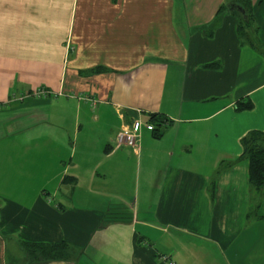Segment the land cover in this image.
I'll use <instances>...</instances> for the list:
<instances>
[{
    "label": "crops",
    "instance_id": "crops-1",
    "mask_svg": "<svg viewBox=\"0 0 264 264\" xmlns=\"http://www.w3.org/2000/svg\"><path fill=\"white\" fill-rule=\"evenodd\" d=\"M249 1L0 0V264H264L244 156L264 133V0ZM60 242L66 258L32 246Z\"/></svg>",
    "mask_w": 264,
    "mask_h": 264
},
{
    "label": "trees",
    "instance_id": "trees-1",
    "mask_svg": "<svg viewBox=\"0 0 264 264\" xmlns=\"http://www.w3.org/2000/svg\"><path fill=\"white\" fill-rule=\"evenodd\" d=\"M248 2H250L248 0ZM242 20L239 23V32L244 37L249 32L257 31L254 29V18L251 8L243 7ZM251 102H238L239 109L251 108ZM151 121L154 128L151 129L154 136L163 135V126L169 123V120L159 113L151 115ZM244 156L249 160V180L252 186L261 190L264 187V133L261 131H252L244 138ZM40 250V256L45 258L61 259L66 258L68 254V244L66 242L47 244H32Z\"/></svg>",
    "mask_w": 264,
    "mask_h": 264
},
{
    "label": "built area",
    "instance_id": "built-area-1",
    "mask_svg": "<svg viewBox=\"0 0 264 264\" xmlns=\"http://www.w3.org/2000/svg\"><path fill=\"white\" fill-rule=\"evenodd\" d=\"M36 94L44 95V94H47V91L39 90L36 92ZM140 123H141L140 121H136L135 123H133V126L131 128H124L117 133L116 142L118 146L119 145H129V146L135 147L137 145V140L139 136L138 126ZM146 125L150 129L154 128L153 123H148Z\"/></svg>",
    "mask_w": 264,
    "mask_h": 264
},
{
    "label": "rangeland",
    "instance_id": "rangeland-1",
    "mask_svg": "<svg viewBox=\"0 0 264 264\" xmlns=\"http://www.w3.org/2000/svg\"><path fill=\"white\" fill-rule=\"evenodd\" d=\"M193 241H197V239L196 238H193ZM173 242L175 243V244H177V249L179 250L180 248H179V244H180V241H179V239H173ZM153 244L155 245V246H157L156 244H157V240L156 241H154L153 240ZM159 247V246H158ZM91 264H108L107 262H105V261H101V259L98 257V259L96 258V259H94L93 260V263H91ZM118 264H123V263H118ZM126 264V263H125Z\"/></svg>",
    "mask_w": 264,
    "mask_h": 264
}]
</instances>
